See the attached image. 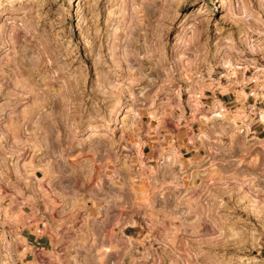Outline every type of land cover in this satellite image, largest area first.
I'll return each instance as SVG.
<instances>
[{"label": "rangeland", "instance_id": "rangeland-1", "mask_svg": "<svg viewBox=\"0 0 264 264\" xmlns=\"http://www.w3.org/2000/svg\"><path fill=\"white\" fill-rule=\"evenodd\" d=\"M262 108L264 0H0V264H264Z\"/></svg>", "mask_w": 264, "mask_h": 264}, {"label": "crops", "instance_id": "crops-1", "mask_svg": "<svg viewBox=\"0 0 264 264\" xmlns=\"http://www.w3.org/2000/svg\"><path fill=\"white\" fill-rule=\"evenodd\" d=\"M213 103L215 104L213 108L218 109L219 105L222 106V108H227V106L233 102V99L230 98L228 95H222L217 96V98L212 97ZM224 110L222 111L223 114ZM27 222H30L29 219H27ZM22 235L24 236L26 245L28 247L36 248V249H44L47 246V240L43 237V235H38L35 232L29 231L28 233L23 232ZM50 242V241H49ZM29 251V249H28Z\"/></svg>", "mask_w": 264, "mask_h": 264}, {"label": "bare ground", "instance_id": "bare-ground-1", "mask_svg": "<svg viewBox=\"0 0 264 264\" xmlns=\"http://www.w3.org/2000/svg\"><path fill=\"white\" fill-rule=\"evenodd\" d=\"M135 32H136V30H135ZM130 54V53H129ZM128 58L132 61V62H134L135 64H137V65H139V66H141L140 65V60H139V58L137 57V55L136 54H131V55H128ZM227 63L229 62L228 60H225ZM133 63V64H134ZM198 104V102L197 101H194V105L196 106ZM212 116H211V119L212 118H215V117H219L220 115H221V112L218 110V109H214V110H212ZM258 115H259V119L262 121V122H264V108H262V109H260L259 111H258ZM206 119L208 118V116H206V115H203ZM242 127H244V131L246 132V125H242ZM196 140H197V142H199V143H201V142H204L205 140H204V136L203 135H200V134H198L197 136H196ZM171 155V158H172V160L174 161L175 160V154L174 153H171L170 154ZM4 234V233H3ZM5 235V234H4ZM4 235H1V240H3L5 237H4ZM0 240V241H1ZM4 241V240H3ZM2 241V242H3ZM2 244V243H1ZM3 264V263H2Z\"/></svg>", "mask_w": 264, "mask_h": 264}]
</instances>
